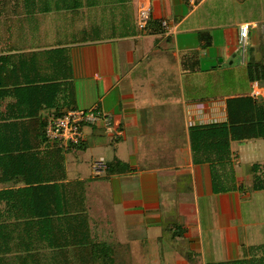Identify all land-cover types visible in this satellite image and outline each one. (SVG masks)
<instances>
[{
    "label": "crops",
    "instance_id": "crops-1",
    "mask_svg": "<svg viewBox=\"0 0 264 264\" xmlns=\"http://www.w3.org/2000/svg\"><path fill=\"white\" fill-rule=\"evenodd\" d=\"M51 1L72 7L0 0V148L35 149L27 163L0 155V225H8L0 231V264H75V249L44 242L69 233L41 231L39 220L6 211L64 203L83 204L92 238L114 254L128 247L119 255L133 264H253L256 254L264 256V222L253 220L254 207L243 210L253 202L250 190L264 191L254 189L252 171L259 164L264 176V163H248L256 154L245 151L264 146L259 139L232 142L234 187L215 192L211 164L194 162L190 139L192 126L227 120L228 98L250 94L240 27L251 25L250 49L260 20L240 18L239 0H152L140 30L142 0ZM52 80L58 82L49 91ZM72 108L109 114L114 128L87 125L82 143L64 148L48 139L46 116ZM100 158L107 169L98 175L93 164ZM49 160L54 175L65 168L66 178L28 183L24 173L36 180L53 173ZM13 170L17 176L7 180ZM139 227L145 238L126 237Z\"/></svg>",
    "mask_w": 264,
    "mask_h": 264
},
{
    "label": "trees",
    "instance_id": "trees-1",
    "mask_svg": "<svg viewBox=\"0 0 264 264\" xmlns=\"http://www.w3.org/2000/svg\"><path fill=\"white\" fill-rule=\"evenodd\" d=\"M247 52L249 80L251 82H264V45L259 44L258 47L248 48ZM53 80L48 81L49 91L54 90L55 82H58ZM65 82H67V79H65ZM57 86L59 87V84ZM66 87L68 88L65 83V89ZM69 89L72 93L73 87L70 86ZM51 106L49 102V107ZM55 113L60 114L58 111H55ZM16 130L18 132L19 128H16ZM190 139L194 162H207L211 164L214 191L226 192L230 190L234 187L233 184L231 186V182L235 178L232 163V142L264 139V100H258L251 94L228 98L227 120L192 126L190 128ZM81 143L72 145L78 146ZM34 150L33 146L17 143L7 149L2 146L0 148V155L3 154L5 156L6 154H10L12 157L15 156L16 162L20 159L28 161L31 155H35L33 153ZM58 150L60 149L58 148ZM53 167L54 164H51L49 160L47 168L49 170L52 169L53 173L49 171L52 174H49L46 178H41V180L32 179L26 173L24 174L26 175L28 183H32L35 180L39 181L37 184L49 185L52 184L51 182L59 179L64 180L66 178L65 168L63 169L62 176L57 178L54 175ZM258 170L259 164H254L252 171L255 173L254 189L256 190L264 189V176L258 174ZM17 173L16 170H13L5 178L12 180L17 176ZM14 210L19 212L20 218L39 220L35 222L36 224L33 223V225H37L41 231L45 232L53 227L63 233H69L70 236L66 239H46L44 242L62 251L70 247L75 249V264H118L113 253V248L105 242L92 238L91 228L88 224V217L83 204L76 207L74 203H64V205L58 206L57 208L52 206L41 210L38 209V206L33 205L6 209L8 212ZM57 221L58 225L54 227L52 223H57ZM35 225H29V227H35ZM0 226V231H7V224Z\"/></svg>",
    "mask_w": 264,
    "mask_h": 264
},
{
    "label": "built area",
    "instance_id": "built-area-1",
    "mask_svg": "<svg viewBox=\"0 0 264 264\" xmlns=\"http://www.w3.org/2000/svg\"><path fill=\"white\" fill-rule=\"evenodd\" d=\"M152 16V0H142L138 8L137 25L140 30H144ZM168 33L174 27L163 21ZM250 23H244L240 27L239 49L243 58L246 57L249 48ZM250 94L258 99L264 100V84L254 81ZM103 122L107 129H113V120L109 114L100 112L96 109L72 108L60 114L51 112L46 116V134L49 140L55 141L64 148H69L72 144H79L84 140V128L87 125ZM121 134V132H120ZM107 169L104 158H100L93 164V170L101 175Z\"/></svg>",
    "mask_w": 264,
    "mask_h": 264
},
{
    "label": "rangeland",
    "instance_id": "rangeland-1",
    "mask_svg": "<svg viewBox=\"0 0 264 264\" xmlns=\"http://www.w3.org/2000/svg\"><path fill=\"white\" fill-rule=\"evenodd\" d=\"M239 1H241L243 3V6L239 7L240 9H239V14L238 15H239L240 18H242V17L243 18H255L257 20H260L259 24L257 26V29H258L257 30V36L260 35L259 36L260 38L258 39L257 45L254 46V47H258L259 44H261V45L263 44L264 45V0H239ZM53 2H56L57 5H53V4H55ZM48 4H49L48 5L49 7L54 8V9L55 8L59 9L61 7H63V8L72 7V1H51V0H48ZM61 5H63V6H61ZM5 36H7V33H6ZM0 38H1V35H0ZM1 40H3V39L1 38ZM1 43H0V48L3 46ZM65 64L69 67L70 66V61L65 60L64 66H65ZM263 84H264V82H263ZM258 141L260 143H262V145L264 146V140L263 139H259ZM252 146H254V145H252ZM256 152L255 151L254 152L245 151V153L247 155L248 154L251 155V153H253L254 155L256 154V156H257V157L254 156V158L251 159L250 161H248V163L252 162V161L253 162H255V161L262 162L263 161V163H264V148H260ZM250 194H251V198H252L253 202L251 204V203H249L250 201L247 200L245 202V204H243V210L250 211L252 209H249V208L254 207V209H253L254 214L250 213L251 216H253V220L255 222H264V191L255 193L252 190H250ZM246 199H249V198H246ZM260 230L264 232V225L262 226V228ZM145 232H146L145 230L142 231L141 228L139 227V229L136 230V231H133V232H130V233H128V231H127L126 232V234H127L126 237L130 238L132 235H134V236H137V237L139 236V237H144L145 238L146 237ZM120 233H121V235L124 234L122 232H120ZM123 242L127 244V239H125ZM160 243L164 244V245H168L169 241L161 239ZM119 249L120 250H117V251H120V252L119 253L117 252V254H115V258L117 260V263L118 264H133V263H131L129 261L128 256H123V257L120 256L125 251H129V248L127 247V249H126V248L122 247V248H119ZM255 249L258 250L259 246H256ZM260 249H262L260 252L264 253V247H262ZM168 250H170V249L168 248ZM164 253L167 254L165 259H169L170 258V260H171V257L169 256L171 251H167V248H165ZM150 256L151 255H147V260H148L149 263H151V260H152V258H150ZM256 258L253 259V264H264V256L263 255L256 254ZM153 264H156V263H153ZM157 264H160V263H157Z\"/></svg>",
    "mask_w": 264,
    "mask_h": 264
}]
</instances>
